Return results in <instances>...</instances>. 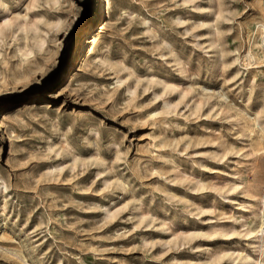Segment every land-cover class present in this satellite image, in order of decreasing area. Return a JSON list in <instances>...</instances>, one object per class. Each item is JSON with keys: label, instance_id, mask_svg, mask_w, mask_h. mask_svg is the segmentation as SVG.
I'll list each match as a JSON object with an SVG mask.
<instances>
[{"label": "rangeland", "instance_id": "1", "mask_svg": "<svg viewBox=\"0 0 264 264\" xmlns=\"http://www.w3.org/2000/svg\"><path fill=\"white\" fill-rule=\"evenodd\" d=\"M0 264H264V0H0Z\"/></svg>", "mask_w": 264, "mask_h": 264}]
</instances>
